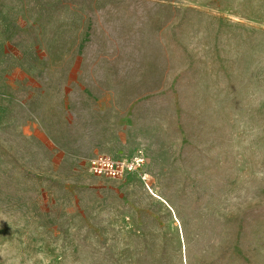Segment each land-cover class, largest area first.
Listing matches in <instances>:
<instances>
[{"label":"rangeland","instance_id":"1","mask_svg":"<svg viewBox=\"0 0 264 264\" xmlns=\"http://www.w3.org/2000/svg\"><path fill=\"white\" fill-rule=\"evenodd\" d=\"M0 264H264V0H0Z\"/></svg>","mask_w":264,"mask_h":264},{"label":"built area","instance_id":"2","mask_svg":"<svg viewBox=\"0 0 264 264\" xmlns=\"http://www.w3.org/2000/svg\"><path fill=\"white\" fill-rule=\"evenodd\" d=\"M145 164L143 155H136L129 160H115L108 156H97L89 161V170L94 176L121 178L126 174L138 172ZM146 176L143 177L145 180Z\"/></svg>","mask_w":264,"mask_h":264}]
</instances>
